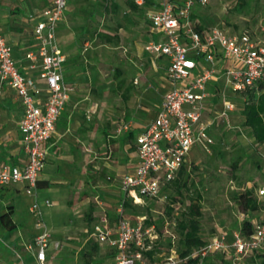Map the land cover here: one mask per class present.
Returning <instances> with one entry per match:
<instances>
[{"label":"built area","instance_id":"1","mask_svg":"<svg viewBox=\"0 0 264 264\" xmlns=\"http://www.w3.org/2000/svg\"><path fill=\"white\" fill-rule=\"evenodd\" d=\"M133 1L138 6L143 4L142 0ZM206 3L207 0H159V9L148 15L150 29L159 40L148 41L144 51L167 59L166 81L170 88L155 119L135 138L138 161L134 172L120 180L123 199L115 211V226H109L104 215L87 231L88 240L111 249L115 264H185L189 258H196L201 264L215 254L229 255L239 263L253 252L264 253V222H255L249 237L239 232L229 239L225 235L213 236L190 257L180 258L173 220L165 217L163 230L159 231L153 222L146 225L150 221L147 215H137L133 222L125 216L124 202L143 207L147 200H160V193L178 177L193 147L209 151L214 144L208 133L210 125L222 121L231 127L228 119L235 105L227 94L242 96L244 105L251 96L257 97L264 90V42L248 31L228 35L219 27L198 30L191 20L192 8ZM66 9L67 0H49V6L33 28L35 50L26 54L30 69L40 63L39 78L44 81L47 94L41 103L36 100L41 89L20 73L0 22V80L20 100L22 116L18 129L27 155L25 164L0 169V186L21 184L34 198L29 213L35 219L38 233L27 249L34 253L37 264H46L47 252L60 247L44 222L43 209L51 203L40 201L36 188L46 160L42 145L54 132L56 121L74 91L64 82L66 56L56 40V29ZM220 78L224 83L221 108L214 120L206 123L203 121L208 97L206 85ZM258 195L264 197V188ZM162 238L170 242L168 254L162 261L151 263L145 253L153 251Z\"/></svg>","mask_w":264,"mask_h":264},{"label":"rangeland","instance_id":"2","mask_svg":"<svg viewBox=\"0 0 264 264\" xmlns=\"http://www.w3.org/2000/svg\"><path fill=\"white\" fill-rule=\"evenodd\" d=\"M118 1L125 4L129 0ZM157 1L149 0V5L134 12L127 6H122L113 16L103 13V0H72L71 2L73 7L71 14L74 17L72 25L75 33L79 34L82 20L94 11L97 17L95 24H98L93 23L91 29L110 32L119 38L120 43L110 44L108 48L101 50L97 49L95 56L98 58V54L105 55L108 61H78L84 63L83 68L86 70L81 68L86 78L81 83V90L89 92L97 104L94 120L98 129V133L95 134L96 150H94L95 156H91L92 160L88 162L87 159L83 163L86 169L85 177L52 179L51 185L39 193L41 198L50 199L53 203L52 207L44 210L46 228L52 236L61 239L58 250L50 253L51 264H115L110 251L104 245L99 246V251L96 253L89 252L91 245L88 246L86 242L87 231L91 230L95 222H99L102 214V208L97 206L96 201L101 202L102 207L105 206L110 211V215L112 205L116 204V193L112 190L117 188L121 175L129 163L127 155L129 149L118 141H124L125 144L133 141L126 136L132 129V126L126 124V114L128 113L131 118L142 120H145L144 115L147 116V112L142 108L147 107L152 92L133 89L128 82L135 76L136 66L139 65L146 71L149 81H154L158 87L160 86L159 73L153 72L152 61L145 56L141 60L133 58L130 61L131 57L138 54L146 31L150 6ZM196 14L199 22L206 27L219 26L228 35L247 30L264 41V0H245L243 3L238 0H207L205 5L196 7ZM90 51H83L79 59L87 56L92 59V55H89ZM116 70L121 72L120 79L124 81L120 90L117 89ZM88 72L93 73V78L88 79L85 74ZM239 98L238 94H231L229 98L238 109L240 106L243 107V100ZM228 122L232 128L220 121L211 130L215 144L208 152L197 145L190 150L185 170L178 183L163 189L159 196L160 200H147L143 207L128 209L126 215L129 220L133 222L135 216L147 215L156 228L162 231L163 219L166 217L173 220L175 230L178 232L176 225L197 193L201 197L199 221L200 236L204 243L213 236L225 235L229 239L233 233L239 232L242 219L245 217L238 211L233 198L245 190H252L261 209L250 213L248 217L255 222H264V197L258 195V191L264 188V146L256 144L249 131L243 127L239 110L229 116ZM104 131L111 137L104 135ZM234 164L236 169H233ZM108 177L111 181L107 180ZM21 191L19 199L17 197L15 199L19 210L12 217L13 228L7 231L8 238L5 239V244H9V239L14 240L20 234L26 243L31 242L30 233L34 230L35 219L29 216L27 209L32 199L25 191ZM9 206L10 204L7 203V208ZM92 210L96 215L93 221L89 220ZM2 233L4 234L5 231L0 228V236ZM3 246L2 249L5 250ZM79 247L85 252L83 257L81 251L77 252ZM176 247L179 251L181 244L178 234ZM169 248L170 242L162 238L155 247L150 262L162 261L168 254ZM201 264H258V261L249 256L238 263L229 255L215 254Z\"/></svg>","mask_w":264,"mask_h":264},{"label":"crops","instance_id":"3","mask_svg":"<svg viewBox=\"0 0 264 264\" xmlns=\"http://www.w3.org/2000/svg\"><path fill=\"white\" fill-rule=\"evenodd\" d=\"M112 1L118 5V10L122 6H127L128 2L126 1L125 4H122L118 0ZM142 1L143 4L141 6L137 5L138 9L136 11L141 8H145L144 6L146 5H149V0L147 2L145 0ZM71 2L72 0H67V9L64 12L63 17L56 29V40L58 47L66 56V63L63 68L64 82L68 85H71L74 88V91L72 92L69 101L64 106L56 121L54 132L47 142L42 145V149L46 154V160L40 173L36 188V194L40 201H50V199L41 198L39 193L51 185L50 183L52 179L62 177L64 180L66 178L85 177L84 172L86 169L83 163L87 159L88 162H90V160H92L91 156H95L94 150H96L97 142L95 134L98 133V129L95 127L94 120L95 115L97 114V104L91 98V94L89 92L81 90V83L82 81L86 80L84 72H81V68L85 66L83 65L84 63L78 61H108L105 55L98 54V58L95 56L96 52L98 51L97 49L101 50L102 48H108L107 46L110 44L119 45L120 43L119 38L113 36L110 32L97 28L91 29L90 26L93 25V23H96L97 18L94 11L89 13V15L84 17V20H82L83 23L79 26L78 30L79 34L75 33L72 25L74 17L71 14V11L73 10ZM48 6L49 0H0V22L5 42L11 49L12 58L14 59L20 73L25 77L32 79L41 89V93L36 96V100L39 103L44 101L47 97L45 83L39 78L40 63H36L35 69H30V64L26 59V54L35 50L36 42L33 37V28L40 20L41 13ZM198 6L200 5L195 4L193 6L191 20L198 30L208 31L211 28L200 23L199 19L196 17V7ZM150 9L151 10L148 12V15L150 13L156 12L159 9V0L156 4L151 5ZM103 13L110 16L117 14V12L112 14L108 11H105L104 6ZM248 32L255 39H258L252 32ZM105 35L109 36L110 39H106L104 37ZM230 35L238 34L232 32ZM151 40H159V37L151 31L148 19L146 31L143 35V40L139 47L138 54H136L134 57H131L130 61H132L133 58L141 60L144 56L147 57L149 61H152L153 72L157 74L159 73L158 81L160 82L161 87H158L157 83L154 81H149L150 79L147 76L146 71L142 70L139 65L136 66L137 69L135 76L128 81L131 85V88L141 91L144 90V92L151 91L153 95L150 96V102L146 105L147 107L142 108L147 112V116L144 115L145 120L131 118L128 113L125 116V120L127 121L126 124L132 126L131 131H129L126 136L133 139V141L128 144H125V142L121 140L118 141L122 146L125 145L129 149V153L127 152L129 163L126 166L124 173L121 175V178L134 172L138 161V156L135 150V138L140 133H142L145 128L155 119L160 108V103L170 88L166 81L167 59L165 57L151 56L144 51V45ZM82 50L84 52L91 50L89 55H92V59H90L88 56L79 59V56L83 52ZM83 69L86 71L85 68ZM85 74H87L86 76H88V79L93 78V73L88 72ZM120 77L121 72L116 70L115 79L118 80L117 89L119 90L122 88L124 83L123 79H120ZM223 86V78L209 82L206 85L208 97L206 99L205 112L203 114V121L206 123L212 122L217 114V111H219L221 108L222 98L220 94L223 90ZM226 97L228 100H230L229 98H231V94H227ZM239 99L243 100L242 96H240ZM238 110L240 111V120L243 124L244 119L241 115V106L239 109L235 106L234 111ZM234 111L231 112L229 116L233 115ZM21 116L22 106L19 98L13 89L0 80V169L3 167L10 168L13 166H21L27 161V155L22 142L23 137L18 129V122ZM219 123L220 121H217L208 127V133L213 140L214 138L211 134V130ZM103 133L107 137H111L106 134V131ZM112 142H114L113 139ZM107 180L111 181L109 177ZM120 180L117 188L112 190L114 193H116V204L112 205L111 207V215L110 211H108L105 206L102 207L101 202L96 201L97 206L102 208L101 218L105 215L107 218V223L111 227L115 226V211L120 206L123 199V193L120 190ZM20 191H25L24 186L21 184L0 186V215L10 210L12 211V214L9 216V219L13 221L12 217H14L16 212L19 210L16 207L15 199L16 197L18 198L20 196ZM29 197H31V202L33 203L34 198L30 195ZM7 203L10 204L8 208ZM50 203V207H52L53 203ZM29 207L27 209V213L29 216L33 217L29 213ZM48 208H44L43 212ZM95 216V211L92 210V221ZM125 216L128 218L126 212ZM133 220H135V218H133ZM3 230L5 233H2L0 236V241L2 244H4V246L0 244V264H37L34 253L27 249V246L33 243L34 237L38 233L35 227L33 232L30 233L32 235L30 243H26L20 234L14 240L12 238L9 239V244H5L4 241L6 238H8V235L6 234L8 230ZM52 239L57 242H60L61 240L54 236H52ZM87 241L88 236L86 242ZM2 246L5 248V250L2 249ZM107 249L111 252L110 248L107 247ZM80 250L81 247L77 249V252ZM54 252L55 251L51 249L47 252L46 264H51L52 258L50 253Z\"/></svg>","mask_w":264,"mask_h":264},{"label":"trees","instance_id":"4","mask_svg":"<svg viewBox=\"0 0 264 264\" xmlns=\"http://www.w3.org/2000/svg\"><path fill=\"white\" fill-rule=\"evenodd\" d=\"M145 1L147 2L148 0ZM244 1L245 0H238L240 3H243ZM103 4L104 10L112 14H115L119 8L118 5L112 0H103ZM127 7L131 11H136L138 9L133 0H129L127 2ZM104 37L106 39H110L109 36L105 35ZM241 115L244 119L242 124L243 127L249 131L256 144L264 146V90H262L257 97H250L249 102L243 105ZM233 169H236V164L233 165ZM184 170L185 167L181 169L178 177L170 185H176L178 183V180ZM200 200V195L196 193L195 199L191 200L187 211L183 213L182 219L178 222V225H176L178 226V232L176 231V234H178L179 243L181 244L180 250L178 251L180 258L190 257L195 250L204 245V241L200 236ZM233 200L240 214L245 216L242 219L243 221L240 225L239 233L243 237H249L253 234L255 221L248 216L250 213L260 211L261 206L252 190H245L243 193L235 196ZM123 207L124 211L126 212L128 209H134L138 206L132 205L129 202H124ZM146 209L149 208L146 207ZM168 210L171 211L169 208ZM10 215L11 211H7L6 213L0 215V228L6 230H11L13 228V226L10 224ZM89 220L92 219L89 218ZM150 224L151 221H146V225ZM87 244L88 246L91 245L89 252L92 251L96 253L99 251V245L92 240H88ZM154 253L155 249L153 251H148L145 253V257L152 261ZM110 254L113 258L114 255L112 251ZM84 255L85 252L81 251V257ZM251 258L255 261H258V264H264V253L253 252ZM185 264H199V260L196 258H189Z\"/></svg>","mask_w":264,"mask_h":264}]
</instances>
